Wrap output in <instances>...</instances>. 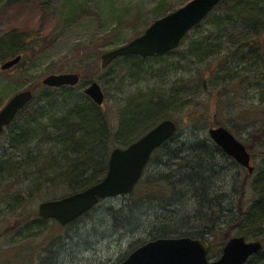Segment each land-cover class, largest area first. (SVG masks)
I'll return each mask as SVG.
<instances>
[{
	"label": "rangeland",
	"instance_id": "374dc122",
	"mask_svg": "<svg viewBox=\"0 0 264 264\" xmlns=\"http://www.w3.org/2000/svg\"><path fill=\"white\" fill-rule=\"evenodd\" d=\"M24 1V4L11 10H0V40L12 28L20 31L44 30V40H38L40 43L25 52L24 62L9 70L0 69V111L16 93L30 89L50 73H66L72 68L71 72L80 73L83 70V75L90 71L91 78L101 84L106 95L102 109L116 128L121 111L126 119L137 120L134 116L147 109L153 99L162 101L166 114L179 124L175 138L180 141L201 138L205 130L208 134L209 128L215 126L217 111L224 112L223 126L236 138L246 145L252 140L253 130L260 124L258 108L264 107V78L256 76L255 81L244 80L235 105L228 100L233 94L221 97L220 88L226 79L236 82L238 78L235 77L242 79L246 73L254 77L249 65L245 69L237 62L234 65L238 69L220 65L225 54L223 50L228 45H219L217 38L223 35L224 27L215 25L211 17L190 30L177 49L142 59L139 70L130 68L123 57H119V63L101 67L104 52L129 43L142 35L156 19L176 11L189 0ZM211 13L219 14L215 11ZM203 80H206L205 84ZM91 81L81 77L76 86L59 90L53 96L56 104L46 108L62 113L70 103L85 101L88 99L85 89ZM48 90L38 83L33 90L36 102L47 99ZM239 109L250 111L239 115ZM143 121L140 117L132 132L122 131L119 137L116 136L114 146L125 147L127 142L140 135L145 127ZM18 126L19 123L12 128L6 127L0 135V173L1 166L16 169L18 161L23 166L27 165L23 164L24 158H20L19 154L29 147L38 152L49 149V145L40 146L35 140L28 145L10 147V131H15ZM37 135H42L39 129ZM262 148L264 142L256 143L251 150V164L255 170L261 166ZM218 156L220 163L227 168L215 177L214 183L216 189L225 195V207L231 206V209L219 220L222 229L218 236L207 240L211 244L209 259L220 257L226 244L222 242L223 233L233 224L231 217L239 197L234 193V186L241 184L240 167L243 168L229 155L227 158ZM255 175L250 174L248 180ZM2 186L3 183L0 184V264H117L153 237L161 225L158 221L153 224L157 215L169 218V211L173 209H166L165 206L164 209L155 207L132 213L128 207L129 193L100 200L86 214L65 226L56 219H47L39 224L34 223L36 216L32 213L38 214L42 201L62 198L66 194L65 186L38 189L34 184L33 189L19 195L6 191ZM252 197L249 190L242 196L246 206L251 204ZM164 220L170 219L164 218L162 222ZM230 227L231 237L238 236L242 231H251L247 238L250 241L264 237V227H248L249 230L236 225Z\"/></svg>",
	"mask_w": 264,
	"mask_h": 264
},
{
	"label": "trees",
	"instance_id": "16d2710c",
	"mask_svg": "<svg viewBox=\"0 0 264 264\" xmlns=\"http://www.w3.org/2000/svg\"><path fill=\"white\" fill-rule=\"evenodd\" d=\"M24 3V0H0V10H11V8ZM212 11L219 12V14H212ZM212 11L205 19L211 17L215 25L219 28L224 27L223 35L217 39L220 41L219 45L222 43L228 45L227 49L223 50L225 54L221 58L220 65L228 67L231 65L233 69H238V66L234 65L235 62L243 66L244 69L246 65H249L250 73L254 77L251 78L246 73L242 79L235 77L238 78L236 82L226 79L224 86L220 88L221 97L227 93L233 94L228 100L235 105L237 103H234L235 98L239 96L238 93H241L240 87L242 86L240 84L244 80L255 81L256 76L264 78L262 71L264 70V0H221L220 4ZM200 23L196 27H199ZM44 34L45 31L41 29L34 31L10 29L8 34L0 40V64L19 55H22L20 62H24L26 60L25 52L42 42ZM123 58L127 65L133 69L135 67L138 69L144 59L138 55H123ZM118 60L119 58L114 59L109 66L114 62L119 63ZM82 71L78 73L85 81L95 80V78L94 80L93 77L91 78L90 71L85 75L82 74ZM205 82L206 80H203L204 84ZM38 83L30 86V89L34 90ZM44 87L49 89L46 93L48 98L36 102L37 100L33 96V99L19 111L13 123L7 126L12 128L16 123H19L15 131H10V147L28 145L34 140L39 142L40 146L49 145L48 150L41 149L39 152L32 151L30 147L23 150L19 157L24 158L23 164H27L25 166L21 165L22 163L20 164L19 161L18 164L16 163L18 165L16 169H6L5 166H1L0 179L2 178V182L0 184L3 183L2 187L14 194H24L25 191L33 189L34 184L38 186V189L45 187L60 189L65 186L64 193L66 194L63 195L84 190L101 181L107 175L108 159L115 148L116 136L119 137L122 131L132 132L141 117L145 122V127L140 135L127 142L125 145L127 146L158 124L159 121L170 118L165 112L166 109L162 101L151 99L148 108L134 116L137 120L135 118L126 119L127 116H124L121 111V119L118 128H116L113 126L110 116L103 111V105H97L89 96L85 101L70 103L62 113L47 109V105L56 104L53 96L59 90L70 89L73 86ZM218 100L221 101L220 97ZM257 108L255 107V110H259V114H261L258 119L260 124L253 130L252 140L248 141V145H246L250 153L256 143L264 142V107L258 108V110ZM239 110H241L238 112L239 115H246L247 111H250ZM215 116L217 117L213 125L223 126L224 112L217 111ZM18 119L21 122H18ZM38 129L42 132L39 137ZM175 137L163 143L151 155L140 183L130 192L128 207L132 213H141L155 207L159 209H164L165 206L166 209L173 207L169 211V218L156 216L153 224L155 225L158 221L161 225L150 240L176 236H191L206 240L209 237H217L222 229L219 220L228 214L226 212H230L231 206L225 207V195L216 189L214 180L217 179L215 177L220 172L227 168L220 163L218 155L226 158L228 156L220 146L210 139L206 130L203 137H195L191 141L189 139L180 141ZM260 154L261 166L252 173L243 167L246 170L244 172L240 167L241 184L234 186V193L239 197L235 202L236 211L232 214L233 224L230 226L236 225L240 229L245 227L247 230H249L248 227H264L263 148ZM151 166L152 170H150ZM250 174L251 176L252 174L256 175L249 181ZM247 190L252 191L253 194L252 202L248 206L245 205V199L242 198ZM55 196L57 197V195ZM32 214V216H36L34 223L43 224L47 221L34 212ZM175 217L178 219H174ZM26 218L28 217L26 216ZM164 218L170 220L162 222ZM230 226L225 230V234L223 233L224 241L222 242L224 243L232 236ZM250 233L251 231L249 233L242 231L238 233V236L243 235L247 239L250 237ZM259 240L264 242V237ZM245 264H264V250L254 255Z\"/></svg>",
	"mask_w": 264,
	"mask_h": 264
},
{
	"label": "water",
	"instance_id": "95a60500",
	"mask_svg": "<svg viewBox=\"0 0 264 264\" xmlns=\"http://www.w3.org/2000/svg\"><path fill=\"white\" fill-rule=\"evenodd\" d=\"M220 2L221 0H189L176 11L156 19L142 35L129 43L104 52L101 55V67H108L114 59L123 55H138L145 58L177 49L188 32L209 16ZM21 59L22 55H19L3 61L0 69L9 70ZM81 77V74L71 71L50 73L41 80V84L53 88L76 86L80 83ZM85 93L97 105H103L106 95L97 81H91ZM33 96L32 89H25L16 93L4 105L0 111V135L13 123L19 111L33 99ZM178 130L179 124L174 119L165 118L127 146H116L108 159L107 175L101 181L62 198L42 201L38 206L39 217L54 218L65 226L86 214L100 200L129 194L140 183L151 155L163 143L175 137ZM208 134L225 155L232 157L249 173L255 170V166L251 164L252 154L246 144L236 138L227 127L215 125L209 128ZM210 246L206 239L191 236L156 238L136 247L117 264H245L264 250V242L259 239L250 241L243 235L233 236L226 241L221 256L216 259H209Z\"/></svg>",
	"mask_w": 264,
	"mask_h": 264
},
{
	"label": "flooded vegetation",
	"instance_id": "af4514ba",
	"mask_svg": "<svg viewBox=\"0 0 264 264\" xmlns=\"http://www.w3.org/2000/svg\"><path fill=\"white\" fill-rule=\"evenodd\" d=\"M69 86H71V85H69ZM69 86H67V87H69Z\"/></svg>",
	"mask_w": 264,
	"mask_h": 264
}]
</instances>
